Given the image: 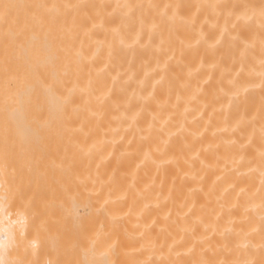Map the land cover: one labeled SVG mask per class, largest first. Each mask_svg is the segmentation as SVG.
<instances>
[{"label": "bare ground", "instance_id": "obj_1", "mask_svg": "<svg viewBox=\"0 0 264 264\" xmlns=\"http://www.w3.org/2000/svg\"><path fill=\"white\" fill-rule=\"evenodd\" d=\"M2 3L40 5L25 37L57 38L61 90L71 93L42 153H0V183L31 180L35 193L6 259L71 258L73 216L87 201L95 254L108 251L114 264H264L261 0ZM9 27L0 20V124L18 75L19 62L5 57ZM35 71L46 77L51 65ZM25 115L49 121L41 107Z\"/></svg>", "mask_w": 264, "mask_h": 264}, {"label": "snow or ice", "instance_id": "obj_2", "mask_svg": "<svg viewBox=\"0 0 264 264\" xmlns=\"http://www.w3.org/2000/svg\"><path fill=\"white\" fill-rule=\"evenodd\" d=\"M40 5L28 3H2L0 4V20L6 25H14L4 33V48L6 59L11 57L19 62L18 75L14 78L15 87L5 93L3 101V122L0 124V153L7 157L11 150L17 147L21 152L36 158L42 153L43 145L50 136L49 122L64 115L71 103V93L65 94L61 90L60 72L64 56L63 48L56 43V37H45L43 42L37 44L34 40L29 42L25 37L27 20L33 9ZM219 7V6H214ZM227 7V6H224ZM245 10L256 6L243 5ZM236 6H233L235 12ZM261 26L264 28V0L259 5ZM242 18H249L247 11ZM23 19V24L21 23ZM45 66L51 65V71L46 77H39L35 71L37 62ZM35 97V100L33 99ZM33 106L46 109L49 121L43 124L28 121L25 113ZM33 181L29 180L27 186L23 183L9 184L6 180L0 183V215L7 220V226L0 228V264H19L17 261L6 259V256L17 245L18 239L23 238L28 223V213L33 208L35 193L31 191ZM19 202L15 217L11 209ZM90 204L81 201L75 209L73 222L77 225L71 240L67 243V251L71 258L62 264H114L109 252L95 254L94 242L90 236ZM69 215H73L69 211ZM20 231L13 230L15 225Z\"/></svg>", "mask_w": 264, "mask_h": 264}]
</instances>
